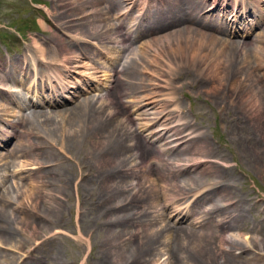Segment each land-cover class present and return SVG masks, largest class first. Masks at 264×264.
I'll list each match as a JSON object with an SVG mask.
<instances>
[{"label": "bare ground", "instance_id": "1", "mask_svg": "<svg viewBox=\"0 0 264 264\" xmlns=\"http://www.w3.org/2000/svg\"><path fill=\"white\" fill-rule=\"evenodd\" d=\"M97 1H101L105 4V8H98L97 12H94L95 16L93 17L95 18L92 20L84 21V23L81 24L74 23L73 20L70 19L72 15L68 14V12L55 13L53 18L64 20L62 24L59 25V28L67 32L69 36H73V34L76 33L84 35L89 33L92 37L84 36V40L80 41L84 45H97L99 42L104 43V41L113 42L115 46L113 44L109 52L111 51V57L115 62H112L113 64L109 63L111 67L110 65L102 67V65L97 64V62L91 58L89 55L90 53L86 51L83 52L82 50L81 52H79V50L78 53L74 51L73 49L76 44L67 42V46L64 41H60L59 44L61 46L54 47L49 45L48 41L41 44L38 39H34V55L37 56V61L48 70L44 72L46 75L41 74L40 77H38V75L37 77H32V75H30L28 77V79H33L32 87L35 88L31 92L35 93L37 96L39 84H41V88H44L43 81H49L51 83L52 79H55L56 82L59 83L60 81L62 84L60 83L57 88L52 84L49 93L52 95L53 99L62 97L61 99L63 100L34 102L31 106L43 103L48 107L61 106L66 104L65 98L67 97L65 94H70L69 92L72 90V96L78 93L76 97H73L74 99H77L81 92L87 93L91 90L99 91V86L107 91L108 89L112 90L114 87L113 83L116 81L114 77L116 76L119 81L121 76H123L124 80L122 82L120 80L121 84L124 86L123 94L129 95V97L132 98H134L138 90H144L147 86L151 89L161 88L159 91L153 90L150 93L147 92L145 96L139 98L153 100L151 104H149L153 112H143L141 117L142 115L147 116L148 114L154 115L155 118L149 121H151L152 124L154 123V125L158 123L165 127L164 131L166 134L164 136H168L170 132H173L171 136L178 138L177 142L179 143L183 138L187 137L185 134L191 131H193L191 133L193 134L198 131L193 122L186 121L187 114H185L184 111V102L178 97L177 90L179 87L176 85L177 79H182V77H187L188 74H192L193 77L197 78L193 79L192 77L194 85L198 84L200 89L203 88L202 85L210 86L206 91L210 89L220 90L223 88V91L228 93L226 89L230 88L229 90H231L235 87V84L237 85V83H239V86L233 90L234 94L227 95L224 92L222 93L227 100L232 97L234 99L235 94H237L235 102H238L240 107L232 106L235 107L233 122L242 129L248 128L250 122L256 127L263 128L264 85L262 86L260 83L264 79V74L258 76L255 71L264 68V36L257 37L254 41L255 44L251 43L250 45L244 41L239 42L231 39L232 35H240V33L245 32H241L239 29H231L228 26L214 25V21L204 14L207 10L215 9L217 6L219 7L217 3L218 0H214L211 4H208L209 0H109L107 3L106 0ZM238 1H240L243 6L247 2V0H233V4L236 3L235 8L241 6ZM251 1L256 5V8L260 10L259 12L257 10L258 15H254L256 17L255 28H259V26L264 24V13L261 11L264 0ZM66 3L64 5H66ZM68 3L72 5L71 1ZM158 6L161 8H158ZM151 8L155 9L153 13H151ZM242 9L244 10V16V14L253 10L254 7L250 3ZM113 12L118 14L115 15ZM119 13L122 17L125 16L126 20H131L129 26L130 28H136V31L131 32L129 31L130 28L125 29V31L120 29L125 26L126 20H119ZM136 13L138 15H136ZM220 13L226 17L224 10H220ZM208 15H212L211 11L208 12ZM236 16L235 10L229 12V17H232L231 19H234ZM145 17L150 20V23L147 25V28L143 30L141 29V24L144 22ZM168 30L170 31L168 34L160 36L161 32L164 34L163 32H167ZM138 40L142 41L139 42L136 49H132L131 52L130 47ZM153 44L160 46L158 50H160L161 54H159V56L161 57L162 63H165V67H162L163 69L161 71L154 68L153 71H151L153 74L150 72L147 74L148 71L145 72L147 69L145 66L140 69L142 65H139L142 61L140 57L145 54L144 48H149V46ZM127 51H130V53L127 54ZM153 51L155 50L153 49ZM48 53H53V55L56 56L54 61L48 60ZM154 54L156 55V53ZM157 58L158 57H156V59ZM122 60H124L125 64L121 65L123 68L118 72L116 66H118V62H122ZM252 62H254L253 65H251ZM157 64L161 65V62L159 61L156 65ZM58 65H62L68 70V73L71 69V72L74 71L73 74L75 73L76 76L74 77L72 74L70 75L71 77L66 76L64 72L57 70ZM153 67H155V65H153ZM22 71L24 70L22 69ZM239 73H243L240 79ZM145 74H147L148 77H144ZM19 75L22 76L21 73ZM23 75L22 78L24 79L18 82V84H23V81H26L25 77L28 75V72L24 71ZM14 76L15 75H13V77ZM85 78H92L98 85H94L93 83L89 84V81H87V79L85 80ZM4 81V79L0 78V91L4 90L6 86L3 84ZM227 82L230 83L228 86L229 88L226 87ZM80 83L84 86V90L79 92ZM147 83H149V85ZM75 84L78 86L75 87ZM30 89L29 86L28 91H30ZM239 90L242 91V95L240 96L238 95L239 93H237ZM44 93L45 92L41 91L39 94L40 98L45 97ZM108 96H110L109 92H106L102 96H98V98H87L81 100L79 104L76 103L69 108L66 107L59 109V111H51L50 113L32 110L28 115H19L20 118L18 122L13 121V123L9 125L11 131L10 129L0 127V142L8 138V136L14 137L19 134L18 129H23V125H25L23 130L27 131L28 134L31 133L32 135L40 136L43 132L49 139L51 138V140L55 138L59 132L63 138L62 147L67 152L74 150L75 146H78L77 142L83 138H85L86 141L92 140L96 143L102 141L101 147L97 148L95 151H93V149V153L87 155V159H85L84 163L80 164V173L82 174L85 172L86 167H94L92 166L93 162L94 164L98 163L100 166L106 168L105 172L108 170L110 171L106 176H102L104 178L102 182L107 183V181H112L111 185L108 186L111 189H108V192L106 191L105 193L107 194V199L105 197V201H103L108 208H104L105 205L102 206V201H99V198L97 199L95 196L91 195V197L96 199L95 203H97V205L95 206L99 208L100 220L101 218L105 220H102L97 227V229L100 230L99 232L104 234L101 243L105 246L104 250L101 251L102 253L97 254V264H161L159 256L162 253H164L163 255L165 256L167 255L168 261L166 264H237L238 262L234 258L237 256L234 254L236 249H240L243 255L247 257L250 256V259L257 261H259V259L264 260V238L258 239L256 237H250L243 239L238 233L242 227V223L240 222H243L242 212L245 211L241 209L240 213L236 214V212L240 210V205L238 206L239 200H236L237 203H235L234 198L230 196L232 194V188L229 189L228 186H225L222 180H216L217 183H214L212 185L214 187L211 189L199 185L201 184V180L205 178L203 176L205 173H214L210 172L213 171V168H208L207 171L203 170L196 175L191 174L193 171L192 169L185 170L189 167L186 164L189 161L182 160L181 156L191 151L196 153L197 150L200 151L198 149L199 147L206 148L212 153L213 150L212 148L210 150L205 135L202 134L194 137L193 143L195 141V144L201 145L186 146V144L183 143L185 141H182L177 148L168 150L161 149L167 152L171 157L169 160H165L157 154H152L151 149L147 150L143 144L141 145L137 141L138 136H134L135 133L131 132L133 128V126H131V123H133L132 121L137 120V117L139 119L140 115H137L136 118L124 116V119L118 121L121 112L117 111L116 103L109 100ZM160 98H164L165 100H161ZM233 99H231L232 103ZM134 102L136 101L134 100L133 103ZM20 104H22L21 107H25L24 102ZM223 104H225L224 101L220 103L221 106ZM4 105L0 104V111L4 113L2 116H7L10 112L7 106L5 107ZM136 105L142 108V105ZM224 107L227 109L226 105ZM236 107L242 109V112L246 114H244L245 116L243 118L239 117L240 112L237 111ZM59 117L60 122L58 119ZM147 124L149 125V123ZM140 125L141 124H136L137 130L140 129ZM64 127L68 130V133ZM74 127H76V131L69 134L70 130ZM71 142H73L74 145H71ZM30 145L32 147H40L41 144L31 143ZM109 146H111L109 149L110 151L108 150L106 153L105 150ZM120 147L124 149L123 153L127 154L125 156L126 160L133 159V167L128 168V170H126L127 167H123L122 162L125 161H121L122 155L120 151L122 148L120 149ZM103 149L104 152L102 151L99 153L102 155L97 154ZM14 151L15 150H11L10 155L16 153V151ZM112 153L114 154L112 159L105 158L106 160H102L103 158L101 156L107 157L108 154L111 155ZM199 153H201V151ZM4 156L7 157L9 155L0 154V161L3 160L2 158H4ZM88 156L90 157L88 158ZM41 157V159H38L42 160L38 163L39 168L47 165H54V167L61 165V162L58 163V160H56L57 157L52 155L51 152L45 151ZM115 160V163L109 164ZM50 162L55 163L51 164ZM154 162L156 165L162 166L164 174L167 173L165 178L156 177L153 168ZM27 163L29 164L30 162ZM4 171H6V169ZM86 172H88L87 169ZM45 173V175L43 174L39 177L40 182L38 185H36L35 179L28 180L26 183L27 191L23 194L22 191H20L21 188L15 186L13 191L18 190L19 194H21L20 197L22 200H18L19 203H21V212H27L28 209H30V211L39 212L37 209L40 201L47 209H50L53 204H55L54 208H63V204H61L57 198L58 195L56 196L55 194H59V198L60 196L64 197L66 194L61 193V189L66 183H62L63 179L60 178V174L57 173L56 168H52ZM47 176L51 179L50 181L47 180ZM177 177L180 178L177 179ZM130 178L133 180H130ZM171 179H173L172 184H170L169 181ZM81 180L82 182L84 181V183L78 185L77 188L80 187L83 188V190H86V188L88 189L86 186H90L91 178L87 175L82 177ZM50 183L57 185L55 186V194H51L48 189ZM60 183L62 184L61 187ZM7 194L10 195L11 193ZM188 198H195L191 206L185 203ZM223 200L228 203L226 206H220V201ZM9 202L11 201H7V203ZM169 202L171 203L169 204ZM206 202L210 203L206 205ZM7 203L0 202L1 246L2 244L4 246L13 244V236L17 235L16 227L19 224L24 229L28 228V224L32 225L34 230L38 228L34 222L29 223V221L24 220V218H19L18 220L16 217L10 215L9 207L6 206ZM146 205L148 206L146 211L138 210L141 206ZM169 206L175 207L178 211L177 213L182 209L187 212L179 219V214L173 216L172 213L168 212L167 209H169ZM82 213V216H84V212ZM189 217H192L193 221L188 219ZM171 219L173 221L170 222L169 220ZM182 219L188 220L187 226L177 225L182 222ZM164 220L167 222L163 227L158 228V230L152 229V225L154 226V224L161 221L165 222ZM178 220L180 221L177 222ZM211 223L215 225V228L218 230L216 229L214 231L213 229H208ZM15 224L17 225L16 227H14ZM226 229L232 234L230 239L224 238L223 236V232ZM60 233V231H56V234ZM90 233H88L87 240H85L88 244L89 253L92 250V245L90 243L92 234L90 235ZM82 235L85 236L83 233ZM215 237L219 239L217 242L214 241ZM241 239H243L242 244L237 245L235 242ZM34 252H36V249L30 251V256L24 254L21 255L22 257L9 258L0 251V264H29L30 260H32V256H34ZM215 257L217 258L216 260ZM55 258L59 259L57 255ZM56 259H54V263ZM56 263L58 264V262Z\"/></svg>", "mask_w": 264, "mask_h": 264}, {"label": "rangeland", "instance_id": "2", "mask_svg": "<svg viewBox=\"0 0 264 264\" xmlns=\"http://www.w3.org/2000/svg\"><path fill=\"white\" fill-rule=\"evenodd\" d=\"M69 1H71L72 5L68 3ZM95 1L97 0H0V78L5 80L3 84L6 85L4 90L0 91V104L4 105L5 103L4 106H7L10 112V114H7V116H2V114L4 113L0 111V127H3L4 129H10L9 125L13 123V121L18 122L21 115H28V113L32 110L43 111L47 113H50L51 111H59V109H63L66 107L69 108L70 106H73L76 103L79 104L81 100L87 98L89 99L92 97L98 98V96H102L106 92H109V95L111 97L108 96V99L116 103L117 111L121 112L118 121L124 119V116L136 118L137 115H140L139 119L137 117V120L132 121L133 123H131V126H133V128L131 132L135 133L134 136H138L137 141L141 145L143 144V146L146 147L147 150L151 149L152 154H157L165 160H169L171 157L167 152L161 149L168 150L177 148L182 141H185L183 143L186 144V146L201 145L195 144V141L193 143L194 137L200 136L202 134L205 135V139H207L206 141L208 142L210 150L211 148L213 150L212 153L206 148L199 147L198 149L201 151V153H199L200 151L197 150L196 153H193L191 151L190 153L181 156L182 160L189 161L188 163H186L189 167L185 170L192 169L193 171L191 170V174L196 175L203 170L207 171L208 168H213V171L210 172L214 173H205L203 175L205 178L201 180V184L199 185H201V187L206 186L208 189H211L214 187L212 186L214 183H217V181L222 180V183L225 184V186H228L229 189L232 188V194L230 196L234 198L235 203H237L236 200H239L238 206L240 205V210H238L236 214H239L241 209L245 211L242 212L243 222H240L242 223V227L238 231V233L240 234V236L243 237V239L250 237H256L258 239L264 238V126H262L263 128H259L254 126L252 122H250L248 128L245 129H242L237 126L233 122L235 107H232H240L238 102H235L237 94H235L234 99L232 97L228 98V100L225 99V96L222 94L223 92L227 95L232 94L234 88L236 89L237 86H239V83H237V85L235 84V87L229 90L230 88L228 86L230 83L227 82L226 87H228L229 89H226V91H228V93H226L225 91H223V88H221L220 90L210 89L206 91L207 88L210 87L208 85H202L204 89H200L198 84L194 85V82L192 80V74H188L187 77H182V79H177L176 85L177 87H179L177 93L178 97L184 102V111L185 114H187L186 121L193 122V124L196 126V129H198L196 133L191 134L193 132L191 131L190 133L185 134L187 135V137L183 138L179 143L177 142L178 138L171 136L173 132H170L168 136H164L166 134V132L164 131L165 127L158 123H155L154 125V123L152 124L151 121H149L155 118L154 115L148 114L147 116L142 115L141 117V114H143V112H153V110L150 109L151 105H149L153 100H145L139 98L145 96L147 92L150 93L153 90L159 91L161 90V88L151 89L149 86H147L146 88H144V90H138L135 93L134 98H132L129 97V95L127 96L126 94H123L124 86L121 84V82L124 80L123 76H121V79H119V81L116 76L114 77L116 81L113 83L114 87L112 90L108 89L107 91L106 89H103V87L101 88V86H99V91L91 90L87 93L81 92L77 99H74L73 97H76L78 93L72 96V90L69 92L70 94H65V96L67 97L65 98L66 104H63L61 106L48 107L45 105V103L35 104L36 106H31L32 103L34 104V102L38 103L49 102L52 100H63L61 99L62 97H57V99H53L52 95L49 93V90L52 88V84L57 88L61 83L60 81L59 83L56 82L55 79H52L51 83L49 81H43L44 88H41V84H39L37 96L35 95V93L31 92L35 88L32 87L33 79H28V77L30 75H32V77H37V75L38 77H40L41 74L46 75L44 72H47L48 70L45 66H43L37 61V56L34 55V39H38L41 44L43 42L48 41V44L54 47H60V41H64L67 46V42L70 44H76L75 48L73 49L74 51L78 53L79 50V52H81L82 50L83 52L86 51L87 53H90L89 55L91 56V58L94 59L97 64L102 65V67L105 65H110L109 63L115 62L111 57V51L109 52L111 46L113 47V42L111 43L106 41L108 42L106 43L104 41V43L107 45L101 42H99L97 45H84L80 41L84 40V36H91L89 33L85 35L76 33L73 34V36H69L67 32L59 28V25H61L64 20L53 18L55 16V13L68 12V14L72 15L70 19L73 20L74 23L81 24L84 23V21H88L90 19L92 20L95 18L93 17L95 16L94 12H97L98 8H105V4H103L101 1ZM213 1L214 0H209L208 4H211ZM107 2H109V0H106V3ZM65 3L66 5H64ZM217 3L219 7L217 6L215 7V9L207 10L204 14H206L205 16H208L214 21V25L224 27L228 26L231 29H239L241 30V32H245L240 33V35H232L231 39L239 42L244 41L250 45L251 43L255 44L254 41L257 39V37L264 36V24L262 26H259V28H255L256 17L254 15L257 14L260 10L259 8H256V5L251 0H247L244 5V8L245 6L251 3L254 9L247 12L243 16L244 10L242 9L241 5V8L239 10H235V15L237 16L234 19H231L232 17H229V12H232V10H234L233 6L235 5V3L233 4V0H218ZM239 3L241 2L239 1ZM158 8L161 7L158 6ZM151 10V13L155 11L154 8H151ZM220 10H224L226 17L220 13ZM210 11L212 15H208V12ZM261 11L262 13H264V5H262ZM113 14L116 15L118 13L113 12ZM136 15L138 14L136 13ZM124 19L125 16L122 17V15H120L119 20ZM130 21L131 20H126L125 26L120 29L125 31V29L130 28ZM149 23L150 20L145 17L144 22L141 24V29L145 30ZM251 26L252 29L250 30ZM129 31H136V28H130ZM169 32V30L167 32H163L164 34H162L161 32L160 36H165V34H168ZM141 41L142 40H138L134 42V44H132V47H130L131 52L132 49H136L137 44ZM159 48L160 46L154 44L149 46V48H144L145 54H143V56L145 57H140L142 61L139 65L142 64L140 66V69H142L143 66L147 68L145 71H148L147 74L149 72L153 74V72L151 71H153L154 68H157L161 71L163 69L162 67H165V63H162L161 57L159 56V54H161L160 50H158ZM153 49L157 51L155 52L153 51ZM129 53L130 51H127V54ZM154 53H156V55ZM48 57L49 61H54L56 58L53 53H48ZM156 57L158 58L156 59ZM159 61L161 62V65L164 66L158 64L156 65V63ZM118 63L119 64L118 66H116V68L119 72L123 68L121 65L125 64V62L124 60H122V62L119 61ZM253 63L254 62H252L251 65H253ZM153 65H155V67H153ZM22 69L24 71H27L28 75H26V81H23V84H18V82L24 79L22 78V76H24V71H22ZM57 70L64 72V74L68 77L71 74L74 77L76 76L75 73L73 74L74 71L71 72L70 69L68 73V70H66L62 65H58ZM263 71L264 68L258 69L257 71H255V73L258 76H262L264 74ZM17 72L19 74L21 73L22 76H20ZM147 74H145L144 77H148ZM13 75L15 76L13 77ZM11 76L13 79L11 78ZM242 76L243 73H239V79ZM86 79L87 81H89V84L93 83L94 85H98L92 78H85V80ZM193 79L197 78L193 77ZM147 84L149 85V83ZM260 84H262V86L264 85V79L263 81H261ZM29 86L31 88L30 91H28ZM76 86L78 85L75 84V87ZM79 86V92L84 90V86L81 83ZM41 91L45 92V97L40 98L39 94L41 93ZM237 93H239V96L242 95V91L240 90L237 91ZM160 99L165 100L164 98ZM231 99H233L234 104L232 103ZM134 100L136 102L133 103ZM223 101L225 104L221 106L220 103ZM23 102L25 104V107H21L22 104L20 103ZM136 104L142 105V108H139V105ZM225 105L227 109H225ZM237 111L240 112L239 117L241 118L246 115L242 112V109L237 108ZM58 119L60 122V117ZM147 123H149V125ZM136 124H141L139 130L136 129ZM24 127L25 125H23V129ZM23 129H18L19 134H17L16 136H8L9 139L6 138L0 142V154L9 155L7 157L4 156V158H2L3 160L0 161V202L2 201L4 203H7V201H11L6 205L9 207V214L16 217L18 220L19 218H24V220H28L29 223L34 222L38 228L34 230V227L28 224V228L24 229L21 227L20 224L18 226L15 224L14 227L17 226L16 228L18 230L16 229L17 235L13 236V244L10 246H4L3 244L2 246L0 245L1 253H3L9 258H13L19 257L24 254H28V256H30V251H34V249H36V252H34V256H32V260H30L29 264H57L56 262H58V264H97V254L102 253L101 251H103L105 248L103 243H101L102 239L104 238V234L102 232H99L100 230H98L97 227L98 225H100V222L102 220H105L103 218H101L100 220V213L98 212L99 208L98 206H95L97 205V203H95V198H99V201H102V206L105 205L104 208H108V206L103 201H105V197L107 195L105 194L106 191L108 192V189H111L108 186L111 185L112 181H107V183L102 182L104 179L102 176H106L107 173H109L110 171L108 170L107 172H105L106 168L100 166L98 163L94 164L93 162L92 166L94 167H86L88 172H86L85 169V172H83L82 174L80 173V164L84 163L85 159H87V155H90V153H93V151L101 147L102 141H98L96 143L92 140L86 141L85 138H83L82 140L79 139L80 141L77 142L78 146H75L74 150L67 152L62 147L63 138L59 132L57 136L51 140V138L49 139L43 132L41 133L43 135L40 134V136H37L32 135L31 133L28 134L27 131ZM64 129L66 128L64 127ZM15 131L17 132L16 129ZM66 131L68 133L67 129ZM74 131H76V127L70 130L69 134H72ZM31 143L41 145L40 147H32L30 145ZM70 144L74 145L73 142H71ZM110 147L111 146L106 148V153L110 149ZM121 148L122 147H120V149ZM11 150H15L16 153H14V151V154L10 155ZM45 151L51 152L52 155H55L57 157L56 160H58V163L61 162V165H58L57 167H54V165H47L39 168L38 163H40L42 160L38 159L42 158L41 155ZM102 151L104 152V149L100 150L97 154ZM123 152L124 149L122 148L120 151V154L122 155L121 161H125L122 162L123 167H127L126 170H128V168L133 167V159L126 160L125 156L127 154ZM89 157L90 156H88V158ZM101 157L104 161L106 160L105 158L112 159L114 157V154L112 153L111 155L108 154L107 157ZM27 162L30 163L28 164ZM115 162L116 160L109 164H113ZM153 165L154 174L156 175V177L165 178L167 173L165 171L166 174H164L162 166L156 165L155 162L153 163ZM3 167L4 170L6 169V171L3 170ZM52 168L57 169V173L60 174V178L63 179L62 183H66L65 186H62V184L60 183V187L62 186L61 193L66 194L64 196L65 198L63 196H60L61 199L59 198V194H55L54 192L56 189L55 186L57 185L54 183H50L48 186V189L50 190L51 194L54 193L56 196L58 195L57 198L59 199V202L63 204V208H54L55 204H53L51 205L50 209H47V207L40 201L38 203L37 209L39 210V212L30 211V209H28L27 212H21V203H19L18 201L22 200L20 197L21 194H19L18 190L13 191L15 189V186L21 188L20 191H22L23 194L27 191L26 183L28 180L30 181L31 179H35V183L36 185H38V183L40 182L39 177H41V175L43 174L45 175V172ZM87 175L91 178L90 186H86L88 187V189L86 188V190H83V188H77L78 185L84 183V181L82 182L81 180L82 177H85ZM46 178L48 181L51 180L48 176ZM178 178L180 177H177V179ZM130 180L133 179L130 178ZM169 181L170 184H172L173 179ZM7 193L11 194L9 195ZM91 195L95 196V198L91 197ZM189 199L190 198L186 199L187 201H185V203L186 205L189 204V206H191L195 198L190 199L191 201ZM170 203L171 202H169V204ZM209 203L210 202H206L205 204L208 205ZM227 204L228 203L224 200L220 201V206H226ZM147 207V205L141 206L138 210L146 211L148 209ZM172 207L173 206H169V209H167L168 212L172 213L173 216L179 214V219H181L183 215L187 212L186 210L182 209L181 211H179V213H177V209L175 207ZM82 212H84V216H82ZM188 219H191V221H193L192 217H189ZM164 221L165 222L161 221L159 223H156L154 224V226L152 225V229L158 230V228L163 227V225L167 222L166 220ZM169 221L171 222L173 220L171 219ZM179 221L180 220H178L177 222ZM187 221L188 220L182 219V222L177 225L187 226ZM208 229H213L215 231L217 228H215V225L211 223ZM57 230L61 233L56 234ZM82 233L85 236H83ZM88 233H90V235L92 234L90 238L92 250L90 253L87 241H85L87 240ZM231 235L232 234L227 229L223 232L224 238L230 239ZM217 237H215L214 240L216 242L219 240ZM243 239L235 243L237 245H241ZM234 252V254L238 256L234 257L238 262L237 264H264L263 259H259V261L250 259V256L247 257L243 255L240 249H236ZM163 254L164 253L160 254L159 261L161 260V264H166L168 261L167 255L165 256ZM56 255L59 259L55 258ZM54 259H56L55 263ZM216 259L217 258L215 257V260Z\"/></svg>", "mask_w": 264, "mask_h": 264}]
</instances>
